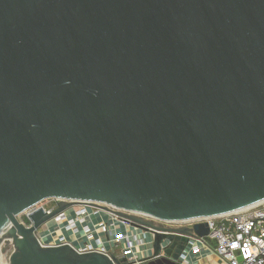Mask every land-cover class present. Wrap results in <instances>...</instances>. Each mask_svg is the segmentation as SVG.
<instances>
[{
  "label": "water",
  "instance_id": "1",
  "mask_svg": "<svg viewBox=\"0 0 264 264\" xmlns=\"http://www.w3.org/2000/svg\"><path fill=\"white\" fill-rule=\"evenodd\" d=\"M262 201L264 0H0V264H127L40 243L72 203L171 230L142 264H180L207 224L134 213L183 222Z\"/></svg>",
  "mask_w": 264,
  "mask_h": 264
},
{
  "label": "built area",
  "instance_id": "2",
  "mask_svg": "<svg viewBox=\"0 0 264 264\" xmlns=\"http://www.w3.org/2000/svg\"><path fill=\"white\" fill-rule=\"evenodd\" d=\"M44 201L49 202L44 203ZM60 199L49 198L40 203L31 206L22 212L18 219L25 226L33 225L30 214L43 208L47 213H51L59 207ZM94 205L91 202L72 203L64 210L53 215L48 222H56L58 226L62 225L67 231L76 235H84L85 241L82 245H74L72 241L61 235L57 241L53 243H45L40 236L36 234L42 245H63L69 244L80 253L100 252L110 256L115 253L118 257H127V264H142V257H138L134 253V247L144 243L147 234L154 237L155 232L170 233L171 230H156L154 227L141 228L129 218L118 215L114 210H107L103 207ZM72 208V209H71ZM112 209H115L111 207ZM91 211L106 212L109 215V223L119 224V229H110L109 223L103 224L104 231L98 236L89 225L79 228V221L82 217ZM140 217L151 219L163 223L165 225L181 227L204 222L209 228V234L204 238H191V242L180 259V264H190L187 259L188 254L199 253L202 244L206 242V238L215 241L214 251L220 259L219 264H264V201L244 210L205 217L195 220L176 222L171 220H162L142 213H134ZM120 226L122 228H120ZM135 227L137 233L133 236L129 235V227ZM59 228V227H58ZM39 229V228H38ZM121 245V253L117 254L114 248ZM170 242L164 239L162 242V251L160 256H166L164 250L167 249ZM112 246V247H109Z\"/></svg>",
  "mask_w": 264,
  "mask_h": 264
},
{
  "label": "crops",
  "instance_id": "3",
  "mask_svg": "<svg viewBox=\"0 0 264 264\" xmlns=\"http://www.w3.org/2000/svg\"><path fill=\"white\" fill-rule=\"evenodd\" d=\"M109 218L110 217L106 212L91 211L84 215L82 220L79 221V228L82 229L84 225H89L94 230L95 235L98 236L104 231L103 224L105 225L106 223H109ZM118 226V223L114 225L109 223L111 230L116 228V231H118ZM120 228L122 227L120 226ZM128 233L130 236H133L135 233H137V229L131 226L128 229ZM37 234L45 243H53L57 241L61 235L65 236L67 240L72 241L74 245H82V242L85 241L84 235H82V233L81 235H76L75 233L65 230L62 225L58 226V224L54 221L42 225L38 229ZM153 241V235L147 234L146 238H144V243L134 247L135 255H138L139 258H144L147 255H151L153 252ZM214 245L215 241L206 238V242L202 244L199 253H191L187 255V259L189 260L190 264H219L220 259L214 251ZM121 248V245H117L114 250L117 254H120Z\"/></svg>",
  "mask_w": 264,
  "mask_h": 264
},
{
  "label": "rangeland",
  "instance_id": "4",
  "mask_svg": "<svg viewBox=\"0 0 264 264\" xmlns=\"http://www.w3.org/2000/svg\"><path fill=\"white\" fill-rule=\"evenodd\" d=\"M44 203H47L48 204L49 202L44 201ZM12 250H13V246L11 244L10 247L8 249H6V252L3 253L2 261L4 260V258H5L6 261H8V259L10 257V254L12 253Z\"/></svg>",
  "mask_w": 264,
  "mask_h": 264
}]
</instances>
